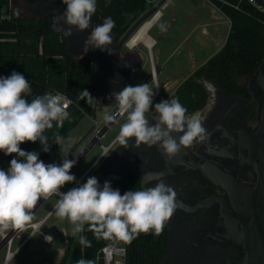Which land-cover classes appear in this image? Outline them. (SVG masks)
<instances>
[{"label":"clouds","instance_id":"clouds-1","mask_svg":"<svg viewBox=\"0 0 264 264\" xmlns=\"http://www.w3.org/2000/svg\"><path fill=\"white\" fill-rule=\"evenodd\" d=\"M62 2L66 5L65 10L55 17L54 23L67 26L62 30L63 36L71 37L74 28L79 32L87 30L97 10V0ZM115 23L107 17L102 24L92 28L84 41L83 53L99 49L111 54L109 46L112 45L111 33ZM163 29L164 25H161ZM155 94L151 83L126 85L112 93L116 110L104 115L105 122L113 123L118 117H126L120 125L116 142L128 148L130 139L135 138L132 147L158 146L168 160L176 157L182 149L206 144L211 135L204 127L207 113L189 115L178 98L156 103V115L151 117L156 118V122L150 124L146 114L152 109ZM31 95V85L22 74L13 71L10 76L0 77V151L18 157L10 161L6 171L0 170V231L25 229L34 219L33 209L38 201L58 196L54 212L49 215L69 220L77 233H83L87 225V230L97 239L110 241L113 245L130 244L142 233L152 232L159 236L175 211L184 207L182 202H177L176 190L164 182L165 173H143L139 181L141 187L124 194L113 189L109 181L101 186L95 176L87 178L78 187L61 192L65 184L75 182L76 177L70 174V169L77 162L67 158L64 137L56 134L53 141L65 153L60 165L45 164L39 159L38 152L24 151L19 145L26 141H40L42 151L48 152V137L43 133L53 127V121L62 126L68 117V105L62 103L63 97L59 93L46 92L31 101L26 99ZM79 99L86 100L89 105L98 103L87 90L80 93ZM208 110L211 111V106ZM173 133L179 134L178 141ZM152 181H156L154 186L144 187ZM45 239L48 242L53 240L50 235ZM79 243L91 247V241L84 235L79 237ZM76 264H94V261L81 258Z\"/></svg>","mask_w":264,"mask_h":264},{"label":"flooded vegetation","instance_id":"flooded-vegetation-1","mask_svg":"<svg viewBox=\"0 0 264 264\" xmlns=\"http://www.w3.org/2000/svg\"><path fill=\"white\" fill-rule=\"evenodd\" d=\"M34 8L42 9V13H54L55 19L63 13L65 4L62 0H38ZM100 24L91 21L90 27L84 32L74 28L71 37L66 38L62 34L73 56L77 59H91L90 94L98 102L93 105L94 114L99 104L114 103L112 93L130 85L143 68L141 53L132 50L126 42L121 44L124 33L118 36L112 31L113 41L109 46L111 54L99 49L83 53L84 41L92 28ZM58 26L62 30L67 27L63 23ZM204 63L205 61L202 64ZM150 74L151 72L138 84L153 82ZM182 82L167 99L178 98L181 103L178 88ZM203 82L208 91V99L202 108L194 112L207 113L204 127L211 135L206 144L182 149L176 157L168 160L158 146L132 147L135 138H131L128 148L115 142L105 152L108 155L102 156L95 165L96 172L111 184L123 179L127 171L132 172V177L138 184L143 173H165L164 182L176 190L177 202H182L184 207L178 208L165 224L166 250L162 264H242L246 258L243 245L234 236V219H241L238 211L245 212L231 193L230 183L224 179L221 184L216 172L214 175L210 172H214L212 169H219L245 187H257L260 177L253 167L258 160L253 134L259 124L264 93L257 86L254 75L243 78V83L252 93L251 98L224 90L212 80ZM157 95L153 97L152 109L146 114L150 118V124L156 122V118L151 117L156 115L154 105L160 102ZM209 106L211 111L208 110ZM173 136L178 141L179 134L173 133ZM89 140L88 138L84 145ZM155 183L156 181H152L144 187L154 186ZM224 185L229 186L228 189ZM246 216L245 224L249 225L252 217L250 213Z\"/></svg>","mask_w":264,"mask_h":264},{"label":"trees","instance_id":"trees-1","mask_svg":"<svg viewBox=\"0 0 264 264\" xmlns=\"http://www.w3.org/2000/svg\"><path fill=\"white\" fill-rule=\"evenodd\" d=\"M34 7L38 0H24ZM154 0H97V10L92 16L94 23H103L111 17L116 23L113 32L118 36L127 31ZM231 20L230 32L223 47L209 57L204 64L191 73L179 86L181 103L188 113L202 108L208 99L204 80H212L219 87L235 94L252 97L243 78L254 73L264 61V9L250 0H212ZM107 5V6H106ZM19 13V14H17ZM15 71L22 74L31 85V101L34 97L55 90L66 93L74 103L68 117L58 126L43 133L48 137L50 149L42 151L40 141H26L19 145L24 151H36L43 162L59 146L53 144L56 134L67 138L71 131L86 115H93V105L80 100L82 91H92V62L90 58L77 59L52 19L46 13L27 15L13 7L11 0H0V77L10 76ZM16 154L5 155L0 151V170H7ZM121 194L138 189L140 185L127 171L123 179L111 184ZM72 237L58 264H76L77 260L89 259L97 264L99 250L111 243L97 239L87 230ZM84 235L91 241V247H83L79 237ZM166 231L159 236L149 232L140 234L130 244H126L125 264H162L165 256ZM98 264H103L99 261Z\"/></svg>","mask_w":264,"mask_h":264},{"label":"rangeland","instance_id":"rangeland-1","mask_svg":"<svg viewBox=\"0 0 264 264\" xmlns=\"http://www.w3.org/2000/svg\"><path fill=\"white\" fill-rule=\"evenodd\" d=\"M11 1L13 7L24 14L38 15L44 12L40 8H37L36 10V8L32 6H28L24 0ZM158 1L159 0H154L151 2V4L148 6V9H150ZM171 1L174 4L175 12H177L181 7L182 0ZM161 10L162 13H164V16L162 17L164 24L169 18V14L163 10V8H160L159 11ZM226 19L227 18L217 20V32L212 34L216 37L215 39H211L209 36H202V34H200V37H197L195 41L191 40V42L194 41L195 44L190 47L189 42L186 43L183 41L184 34L179 33L176 30L179 26V23H176L174 26H172L173 31L171 30L168 34L160 37L158 28L162 20L159 18L157 25L152 26L148 32L149 35L154 39V45L152 47L151 53L147 46L141 41L134 46L127 45L132 50L140 52L143 56V68L138 72L130 85H137L142 78L152 71L153 67H156V70L160 69L161 71L160 73H157V77L153 82H151V86L154 92L157 91L156 94H158L157 97H159L160 101L162 99H167L168 96L174 92L176 86H178L180 82L188 77L196 68H198L215 52L218 46L217 44H219V41H222L223 37L229 30V23H227ZM212 31H214V29H212ZM115 110V102L111 104H99L97 106L95 116L86 114L82 118L79 124L71 131L69 136L65 138L63 148L67 150L68 159H74L75 154L84 145L86 140L88 138L92 139V137H95L94 135H96L97 131L106 123L104 120V115L106 113H112ZM125 119L126 117H119L117 122H114L113 125L108 128L105 135L100 134L94 138V141H100L101 144L108 145L112 138L119 133L120 125L125 122ZM100 143H96L85 155V157H83L70 171V174H73L76 177L75 182L85 173L86 174L81 179L82 184L86 182L87 178L92 176H95L98 179L101 186H103L104 182L107 181V178L96 172V164L91 167V165L103 151ZM64 154V152H61V147L58 146L44 161V163H55L60 165L64 159ZM75 182L65 184L61 190H63V192L69 191ZM57 199H59L58 196H52L48 200L41 199L38 201V204L33 211V221L45 217L41 226V230L53 238L52 242H46L41 234L36 233L27 242H25L20 252L6 264H58L66 245L72 239V237L76 236L75 234H77V232L75 231V226L70 223L69 220H61L54 214L49 215V212H54L53 207ZM10 229L11 228L5 232H8ZM30 230L31 229L24 231L22 230L20 235L16 236L13 248L19 244L22 237L26 236ZM1 239L2 238L0 235V240ZM4 254L6 256V250L3 248L0 253V262H2Z\"/></svg>","mask_w":264,"mask_h":264},{"label":"water","instance_id":"water-1","mask_svg":"<svg viewBox=\"0 0 264 264\" xmlns=\"http://www.w3.org/2000/svg\"><path fill=\"white\" fill-rule=\"evenodd\" d=\"M166 0H159L155 5H153L150 9L145 11L140 17H138L134 23L127 29L122 37L121 44L128 41L133 36V34L148 20L151 19L161 8ZM259 3L264 5V0H257ZM66 7V5H65ZM47 15L52 19L54 23V13H47ZM56 30L63 34L62 29L55 24ZM67 47H69L68 42L66 41ZM159 72V69L156 70V73ZM251 76L254 75L255 81L257 86L260 90L264 93V61L260 64L257 70L250 74ZM150 77L153 78V73L150 74ZM96 114H94L95 116ZM119 118V117H118ZM114 123V122H113ZM113 123H105L96 133L95 137H92L86 145L79 151V153L74 157L77 161L73 168L79 163V161L85 157V155L90 151V149L96 144L100 143V141L95 142L94 138L97 136L105 135L108 128L113 125ZM254 139L253 144L255 146L256 154L258 155V160L255 163L254 169L259 175V183L257 187L248 188L237 181L231 175H227L221 172L219 169L218 171L212 169L214 172H210L211 174L218 177V181L222 184L225 179L227 183H230V191L234 195L235 200L237 201L238 205H241L244 212H239L241 214V219H234V236L244 247L246 252V258L242 264H264V101L261 104L260 113H259V124L257 125L254 131ZM117 137V136H116ZM103 148V144L100 143ZM108 148V147H107ZM103 149L100 156L94 161L91 165H95L105 154L107 151ZM72 168V169H73ZM217 168V167H216ZM70 169V171L72 170ZM86 174V173H85ZM83 174L78 181L73 185V187L81 181L84 177ZM225 186V185H224ZM229 187V186H228ZM227 186L225 188L228 189ZM34 211V209H33ZM250 213V217H252L251 224L246 225L245 221L247 219V214ZM19 229H13L10 233L12 235ZM6 239L2 238L0 240V253L4 248Z\"/></svg>","mask_w":264,"mask_h":264},{"label":"crops","instance_id":"crops-1","mask_svg":"<svg viewBox=\"0 0 264 264\" xmlns=\"http://www.w3.org/2000/svg\"><path fill=\"white\" fill-rule=\"evenodd\" d=\"M162 8H163V10L168 12L169 18L163 24L162 17L164 16V13H162V10H161L162 16L160 18H161L162 21H161L160 26L158 28V33H159L160 37L165 35V34H168L169 31H171V30L173 31L172 26H174L176 23H179V26L177 27L176 30L179 33H183L184 34V37H183L184 40L183 41H185L186 43L189 42V46L191 47V46H193V44H195L194 41L196 40V38L200 37V34H202V36L206 35V36H209V38H211V39H215L216 37L213 36L212 34L217 32L216 31V22H217V20L218 19L227 18L226 21H227V23H229V30H228L227 34H225V36L223 37L222 41L221 42L219 41V44H217L218 46H217V49L215 50L214 53H216L218 50H220L223 47V45L225 44V42L227 40V37H228V34L230 32L231 20L229 19V17L227 15H225L212 2V0H182L181 1V7L179 8V10L177 12H175L173 2L171 0H166L164 2V4L161 6V9ZM158 20L153 26L157 25ZM161 25H164V29L163 30H161ZM210 28H211V31H210ZM212 29H214V31H212ZM191 40H194V41L191 42ZM117 135L118 134H116L112 138V140ZM44 218H41L39 220H34L32 222L40 221V220H42ZM43 222H44V220L41 222V225L39 227L40 230H41V226H42ZM27 229H31V230L29 231V233L26 236L22 237L20 242L24 238L26 239L25 242H27L36 233L41 234L43 239H44V235L47 234V233L43 232L42 230H41L42 232H40L38 230H34L32 227H29V228L27 227L24 230H27ZM7 230L8 229L3 230L2 232H5ZM21 231H19L16 236L20 235ZM25 242H24V244H25ZM24 244H23V246H24ZM23 246L10 259H6V256L4 254V258H3L2 262H0V264L8 263L11 259H13L20 252V250L23 248ZM64 251H65V249H64ZM63 254H64V252H63Z\"/></svg>","mask_w":264,"mask_h":264},{"label":"built area","instance_id":"built-area-1","mask_svg":"<svg viewBox=\"0 0 264 264\" xmlns=\"http://www.w3.org/2000/svg\"><path fill=\"white\" fill-rule=\"evenodd\" d=\"M250 1L253 2L254 4H256L258 7L264 9V5L259 3L257 0H250ZM159 12L161 13V11H159ZM57 93H59L63 97L62 103H66L68 105L66 111L69 114V109L74 103L73 99L70 98L66 93H64L62 91H59V90L53 91V94H57ZM58 126L60 127L61 125H58ZM115 142H116V137L108 145L103 144V149L108 147L106 149V150H108L109 147L112 146ZM74 187L72 186L70 189H72ZM43 220L44 219H42L40 221H36V222H31L25 228L32 227L35 230V224L41 223ZM12 231H13L12 228L8 232L0 231L1 238L6 239V242L4 245V249L6 250V259H9V257H12L23 246V244L26 240L24 238L15 248H13V244H14L16 235L21 230L19 229L16 232H14L12 235H10V233ZM38 231L42 232L40 230V228H38ZM45 236H47V234L44 235V239H45ZM125 256H126V244H124L122 242L114 244V245L112 243H108L107 245L103 246L99 250L97 257H96V261H97V264L99 263V261H103V264H125Z\"/></svg>","mask_w":264,"mask_h":264},{"label":"bare ground","instance_id":"bare-ground-1","mask_svg":"<svg viewBox=\"0 0 264 264\" xmlns=\"http://www.w3.org/2000/svg\"><path fill=\"white\" fill-rule=\"evenodd\" d=\"M161 17V13L158 11L151 19H148L134 34L133 36L130 38V40L128 41V45L129 46H134L136 45L138 42H143L148 50L150 51V53L152 52V47L154 45V39L149 35V29L152 28V26L157 22V20ZM160 71V70H159ZM151 73H153V80L156 79L157 77V73H156V67L152 68ZM95 136V135H94ZM77 185H81V181L79 183H77ZM61 192H63L60 189ZM41 223H36L35 224V230H38V228L40 227ZM49 234H47L48 236ZM47 241V240H46ZM48 242V241H47ZM11 257H9L10 259Z\"/></svg>","mask_w":264,"mask_h":264}]
</instances>
